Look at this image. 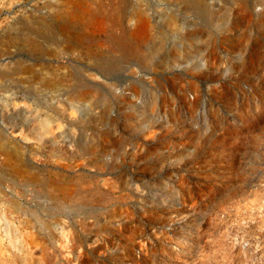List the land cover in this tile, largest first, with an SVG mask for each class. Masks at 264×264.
<instances>
[{"label":"rangeland","instance_id":"1","mask_svg":"<svg viewBox=\"0 0 264 264\" xmlns=\"http://www.w3.org/2000/svg\"><path fill=\"white\" fill-rule=\"evenodd\" d=\"M0 264H264V0H0Z\"/></svg>","mask_w":264,"mask_h":264}]
</instances>
